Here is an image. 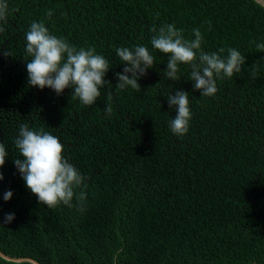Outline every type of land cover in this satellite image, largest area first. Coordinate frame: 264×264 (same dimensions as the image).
Instances as JSON below:
<instances>
[{"label":"trees","instance_id":"trees-1","mask_svg":"<svg viewBox=\"0 0 264 264\" xmlns=\"http://www.w3.org/2000/svg\"><path fill=\"white\" fill-rule=\"evenodd\" d=\"M0 32V140L10 156L0 182V252L39 264H264V7L255 0H7ZM42 22L77 50L109 61L110 84L92 105L71 90L57 96L28 84L25 33ZM172 24L201 49L244 57L239 72L200 96L181 64L164 77L167 55L150 40ZM147 46L152 69L139 89L116 87L120 47ZM6 50L8 56L3 54ZM223 50V51H221ZM189 92L192 118L170 131L167 95ZM110 106L112 112H104ZM27 122L60 137L85 177L72 206L40 204L20 178L12 146ZM13 192L10 201L2 194ZM2 264V262H0Z\"/></svg>","mask_w":264,"mask_h":264},{"label":"clouds","instance_id":"clouds-1","mask_svg":"<svg viewBox=\"0 0 264 264\" xmlns=\"http://www.w3.org/2000/svg\"><path fill=\"white\" fill-rule=\"evenodd\" d=\"M9 5L7 0H0V32L7 23ZM150 43L153 49L167 55V64L163 70L164 77L177 81L180 65H188V79L200 96L211 97L217 92L216 81L222 76L230 77L241 70L244 57L234 48L228 49L227 55L216 52L207 53L201 49L202 35L194 29V39H185L181 30L168 24L153 30ZM25 51L31 59L26 63L28 84L39 90L50 89L57 96L65 89L71 90L84 105H92L101 96V89L110 82L105 78L109 72V61L95 49L77 50L65 39L50 33L42 22H32L25 33ZM264 48V45H257ZM223 51V50H221ZM8 56L6 50L3 51ZM116 54L123 62L122 72L116 73V87L139 89V81L152 69L154 57L147 46L137 45L132 48L120 47ZM189 92L174 90L167 95L169 109L175 115L170 118L169 127L174 135L182 136L189 130L192 113ZM107 115L112 112L110 106L104 109ZM5 111L0 110V115ZM12 146L18 155L13 159L14 166L24 181L26 188L36 196L40 204L48 207L63 204L71 207L75 196L77 200L85 197L83 192L77 194L75 189L82 185L85 177L79 169L63 154L64 145L60 137L49 131L35 129L27 122L18 126L13 137ZM9 146L0 140V182L4 181L3 167L10 156ZM11 190L2 194L4 202L13 197ZM14 213H6L0 219V226L11 223ZM2 264H35L28 258H16L0 253Z\"/></svg>","mask_w":264,"mask_h":264},{"label":"water","instance_id":"water-1","mask_svg":"<svg viewBox=\"0 0 264 264\" xmlns=\"http://www.w3.org/2000/svg\"><path fill=\"white\" fill-rule=\"evenodd\" d=\"M255 1L258 2L260 5H262L264 7V0H255ZM29 261L31 262V261H34V260L29 259ZM35 264H39V263L35 261Z\"/></svg>","mask_w":264,"mask_h":264}]
</instances>
